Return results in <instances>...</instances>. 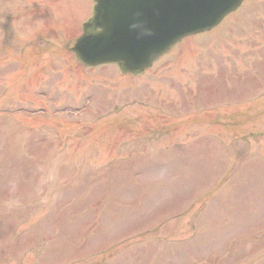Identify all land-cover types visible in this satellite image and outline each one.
I'll use <instances>...</instances> for the list:
<instances>
[{
	"label": "rangeland",
	"instance_id": "rangeland-1",
	"mask_svg": "<svg viewBox=\"0 0 264 264\" xmlns=\"http://www.w3.org/2000/svg\"><path fill=\"white\" fill-rule=\"evenodd\" d=\"M91 5L0 0V264H264V0L137 77Z\"/></svg>",
	"mask_w": 264,
	"mask_h": 264
},
{
	"label": "water",
	"instance_id": "water-1",
	"mask_svg": "<svg viewBox=\"0 0 264 264\" xmlns=\"http://www.w3.org/2000/svg\"><path fill=\"white\" fill-rule=\"evenodd\" d=\"M91 17L72 51L85 66L115 63L123 73H141L183 35L215 25L240 0H93ZM139 13V15H137ZM141 20L152 35L129 29Z\"/></svg>",
	"mask_w": 264,
	"mask_h": 264
},
{
	"label": "clouds",
	"instance_id": "clouds-1",
	"mask_svg": "<svg viewBox=\"0 0 264 264\" xmlns=\"http://www.w3.org/2000/svg\"><path fill=\"white\" fill-rule=\"evenodd\" d=\"M139 15V13H137ZM129 29L137 34V38L151 36L152 29L144 21L134 20L129 24Z\"/></svg>",
	"mask_w": 264,
	"mask_h": 264
}]
</instances>
